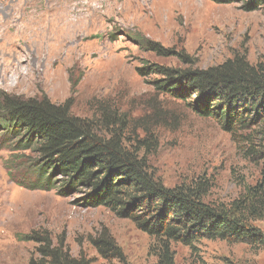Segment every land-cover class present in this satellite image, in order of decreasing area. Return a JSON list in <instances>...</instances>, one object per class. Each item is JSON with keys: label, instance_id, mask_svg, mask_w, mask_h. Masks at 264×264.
<instances>
[{"label": "rangeland", "instance_id": "rangeland-1", "mask_svg": "<svg viewBox=\"0 0 264 264\" xmlns=\"http://www.w3.org/2000/svg\"><path fill=\"white\" fill-rule=\"evenodd\" d=\"M153 48H159L155 50ZM243 55L264 59V6L209 0H0V94L70 99L71 112L97 122L102 106L126 114L125 142L142 148L165 186L206 181L204 200L227 205L249 186L264 184V124L232 135L213 118L157 88L160 68H207ZM250 132V133H248ZM254 138L246 141L244 135ZM259 150L261 154L251 153ZM35 156L0 134V264H29L47 230L64 237L74 256L104 260L90 239L109 234L128 264H158L160 243L82 194L28 187ZM264 233V219L254 220ZM172 264H264V246L218 239L169 242ZM35 256V255H34Z\"/></svg>", "mask_w": 264, "mask_h": 264}, {"label": "trees", "instance_id": "trees-1", "mask_svg": "<svg viewBox=\"0 0 264 264\" xmlns=\"http://www.w3.org/2000/svg\"><path fill=\"white\" fill-rule=\"evenodd\" d=\"M209 1L238 2L244 11L264 6V0ZM158 71L163 76L155 81L158 89L182 101L194 96L192 110L215 119L223 131L239 135L264 124V59L252 64L236 55L207 68ZM70 107V99L53 103L47 97L0 94L1 136L35 156L28 187L79 193L84 206H103L130 220L160 243L158 264L173 263L169 242L191 245L218 239L264 246V233L253 224L264 219V184L247 187L227 205L204 200L206 181L167 187L149 169L146 156L139 155L142 148L153 146L151 138L136 140L134 149L127 146L125 113L103 105L98 123L106 134H100L96 121L74 115ZM25 239L36 244L29 264H91L82 254L72 255L63 236L54 242L47 230H33ZM90 243L104 260L128 264L105 231Z\"/></svg>", "mask_w": 264, "mask_h": 264}]
</instances>
